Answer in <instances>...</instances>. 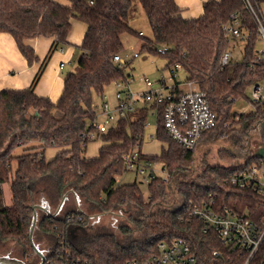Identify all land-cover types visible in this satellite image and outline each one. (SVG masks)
<instances>
[{
    "label": "trees",
    "instance_id": "obj_1",
    "mask_svg": "<svg viewBox=\"0 0 264 264\" xmlns=\"http://www.w3.org/2000/svg\"><path fill=\"white\" fill-rule=\"evenodd\" d=\"M248 1L263 14L264 0ZM246 2L206 0L200 15L185 17L177 0H0V32L14 37L29 65L41 59L28 39L53 38L29 87L0 90V239L32 248L33 206L42 199L40 202L46 200L54 211L70 191L79 197L81 209L65 208L55 217L41 215L37 225L42 232L58 235V242L65 239L76 254L90 258L94 264H134V260L141 264L159 252L161 242L177 237L188 240L200 261L223 264L232 250L216 232L204 231V224L190 216V206L203 205L215 197L220 205L246 212L264 224L262 196L228 181L235 171L260 160L252 149V137L257 134L264 141L261 110H234L235 102L246 96L247 88L264 79V58L256 48L258 21ZM137 3L146 14L151 35L131 24L136 18ZM235 14L248 34L244 55L242 60L223 64V54L232 38L224 25ZM75 19L86 23V32L78 45L76 66L66 74L63 91L53 101L37 94L35 86L53 52L70 43L68 37ZM127 33L142 39V50L158 52L159 47H166L161 53L166 65L180 63L187 78L207 93L218 114L219 126L204 133L199 145L216 136L229 138L239 154L228 148L220 149V153L232 165L211 164L204 159L201 166H196L197 148L188 149L172 137L161 110L156 137L165 146L161 154L144 153L141 145L146 104H139L128 118L102 133L104 143L97 156H86L87 144L94 139L89 135L97 132L99 110L95 96L105 98L111 84L129 82L130 74L125 69L130 62L114 60L126 49L123 36ZM18 147H22L21 154L15 153ZM50 147L58 151L48 159L46 150ZM134 148L139 149L141 158L161 162L168 174L167 180L161 176L149 180L148 198L138 182L118 183L117 177L125 171L123 155ZM239 157L245 162L240 163ZM4 183H9L8 202ZM123 210L134 212L129 213V225L121 227L125 239L112 231L88 229L92 213ZM134 230H142V237H131ZM216 250L220 256L214 255Z\"/></svg>",
    "mask_w": 264,
    "mask_h": 264
},
{
    "label": "built area",
    "instance_id": "obj_2",
    "mask_svg": "<svg viewBox=\"0 0 264 264\" xmlns=\"http://www.w3.org/2000/svg\"><path fill=\"white\" fill-rule=\"evenodd\" d=\"M94 0H90L93 3ZM246 6L255 15L258 21L259 41L264 44V14L247 0ZM241 20L237 14L233 20L224 25L230 37L245 40L248 34L241 27ZM166 47H159L158 52L164 53ZM264 58V50L258 52ZM140 56V51L133 52V58ZM233 59V53L227 49L222 57V63L227 64ZM114 60L121 64L131 62L128 54L119 53ZM171 72L176 77L178 69L183 68L180 63L172 65ZM149 89L132 92L128 83L115 82V104L110 106L106 101L101 106L102 120H97V132L89 136L94 138L108 132L121 119H126L129 113L143 103L155 108L158 115L162 111L164 124L172 137L188 149L197 148L203 134L219 126V117L213 109L207 93L196 82L187 78V81L169 83L166 78L160 79L158 84L148 77L143 78ZM252 95L249 99L250 110H261L264 121V86L261 80L251 85ZM98 118V117H97ZM239 118V116H237ZM125 170H135L147 175L150 179L161 176L165 180L168 174L165 166L157 167L158 161L150 158H141L138 148H134L123 155ZM228 181L240 189H251L259 193L264 200V158L244 166L231 174ZM190 216L204 224V231L216 232L232 250L233 254L223 264H264V224L260 225L249 217L248 213L234 210L220 205L215 197L203 205H191ZM70 218V217H69ZM73 217L72 219H74ZM81 218V217H80ZM79 218V219H80ZM63 232L59 237L63 236ZM220 256V251H214ZM134 264L138 261L134 260ZM45 264H94L93 261L74 252L70 244L61 239L47 252ZM141 264H206L192 252L187 239L177 237L170 242H161L159 252L141 262Z\"/></svg>",
    "mask_w": 264,
    "mask_h": 264
},
{
    "label": "rangeland",
    "instance_id": "obj_3",
    "mask_svg": "<svg viewBox=\"0 0 264 264\" xmlns=\"http://www.w3.org/2000/svg\"><path fill=\"white\" fill-rule=\"evenodd\" d=\"M194 1V0H193ZM262 12L264 14V3L261 4ZM192 10V7H191ZM189 8L185 9L184 16L188 15H194L189 17H195L200 14H195L196 10L191 11ZM75 22H78V24H82L84 26V22H81L80 20H76ZM132 26L137 28L138 30H141L147 35H151V27L148 22V19L146 17L145 12L143 11L142 7L139 3H137L136 8V18L132 20L131 22ZM74 30H79V26H75ZM75 37L73 38V40ZM123 41L125 43V51L123 52L124 55L128 54L131 62L130 66L126 67V73L130 74L129 77V87L132 90V92H140L145 91L149 89V87L144 82L143 78L148 77L151 80L155 81L156 84H158L157 81L162 79L163 77L168 80L169 83H175L176 81L185 82L187 81V72L184 68H179L177 72V76L174 77L173 73L171 72V68L173 66H167V60L166 58L158 52H150L148 50H142L141 44L142 39L140 37L134 36L130 33H127L123 36ZM244 43L245 40L231 38L230 44H229V50L233 53V59L238 61L242 60L244 55ZM62 47H73L75 50L74 58L72 60L68 59L65 60V67L64 69H60L61 75L65 77V75L69 72L74 70V67L77 63L78 59V53L79 49L76 44H64ZM256 48L260 51L264 50V44L261 41H258ZM62 48H58V52L61 51ZM140 51V56L133 58V52L134 51ZM261 84L264 86V79L261 80ZM105 98H102L101 96H95L94 102L98 106L99 110V116L98 121L102 120L101 114V106L104 101L109 103L110 106H113L115 104V93H116V87L114 84H111L108 89L105 92ZM252 91L251 86H249L246 90V96L243 98H240L237 102H235L234 110L238 113H248L250 112V103L249 99L251 98ZM143 104V103H141ZM147 105V115H146V128L145 132L142 138V145L141 149L146 154L151 155H158L162 153V150L165 146V144L159 140L156 137V130H157V115L154 113L155 108L151 107L150 104ZM103 136L102 134L95 135L94 139L91 140L87 144L86 148V156L87 157H95L98 155L100 147L103 145ZM252 149L254 153H257L261 147L264 146V141H262L261 136L255 134L252 137ZM222 148H228L232 152L239 154V149L230 141L229 138L224 136H216L214 139H208L205 141H202L200 145L197 147L196 152V158L195 163L196 166H201V162L205 159L208 163H220L223 165H232V162L229 161L226 157H224L220 153V149ZM57 149L54 147H50L46 150V156L47 158H51L52 156H55L57 153ZM56 152V153H55ZM16 154L22 153V147H18L15 150ZM240 163L245 162V158L239 157ZM16 161H14L13 165L16 166ZM162 166V163H158L157 167L160 168ZM118 183H132V182H138L140 186L142 187V190L144 192V195L146 198H148V182L150 178L147 175L141 174L139 172H136L135 170H125L121 175L117 177ZM4 191H5V199L6 202L10 199V190H9V183H4ZM68 195L66 198V201L63 206V211L68 208H74L78 207L77 200L75 196L68 191ZM172 197V196H171ZM42 200V199H41ZM43 203L46 200H43ZM76 200V201H75ZM80 203V200H79ZM82 203V202H81ZM55 204H53L52 208H55ZM61 210V211H62ZM39 211V218L41 215H44L45 212ZM94 211H91V213ZM90 213V214H91ZM129 213H134L132 210H123L119 211L118 213H112V214H101L100 216L95 215L94 217L90 218L88 229L90 230H107L112 231L117 234V236L121 239H125L121 227L125 225H129ZM93 214V213H92ZM100 214V213H99ZM131 237H142V230H134L132 231ZM58 235L53 233H45L42 232V230L39 229L38 225H36L34 230V241L39 246V248H46V252H49L51 248H53L57 242H58ZM74 242V241H73ZM72 242V243H73ZM75 243V242H74Z\"/></svg>",
    "mask_w": 264,
    "mask_h": 264
},
{
    "label": "crops",
    "instance_id": "obj_4",
    "mask_svg": "<svg viewBox=\"0 0 264 264\" xmlns=\"http://www.w3.org/2000/svg\"><path fill=\"white\" fill-rule=\"evenodd\" d=\"M204 1L206 0H177L178 4L184 9L183 14L185 13V9L189 8L191 10V7L192 10H196L195 14H201L203 12ZM189 16L194 15H188V17ZM76 20L78 19L73 20L68 40L70 43L78 46L83 41L87 25L85 22L84 26L82 24H78V22H75ZM75 26H79V30H74ZM74 37L75 39L73 40ZM27 42L35 48L41 59L39 62L31 65H29L27 59L19 50L14 37L10 33L0 32V90L5 88L22 89L29 87L42 64V60L49 52L53 43V38L43 36L28 39ZM61 51L62 52H58L57 49L53 52L41 75V78L35 86V92L37 94L47 96L53 101H56L60 97L64 88L66 75L65 77L62 76L60 69H64L66 64L65 60H72L75 54L73 47H62Z\"/></svg>",
    "mask_w": 264,
    "mask_h": 264
},
{
    "label": "water",
    "instance_id": "obj_5",
    "mask_svg": "<svg viewBox=\"0 0 264 264\" xmlns=\"http://www.w3.org/2000/svg\"><path fill=\"white\" fill-rule=\"evenodd\" d=\"M263 128H264V123H263ZM257 154L260 157L264 158V146L261 147L259 149V151L257 152ZM69 192H66L63 197L61 198L57 208L53 211L51 210V207L49 205V203L47 201H44L43 203H36L33 208H34V213H33V219H32V223H31V227H30V240H31V244L34 247V249L36 250V252L40 253L42 256V262L41 264H43L44 260H45V255H43L39 249L37 244L34 241V230L35 227L37 225L38 219H39V209L45 212L46 216L49 217H55L57 216L61 210L63 209L64 203L66 201L67 195ZM76 196V200L78 203V207L79 209H81L80 203H79V197L75 194ZM95 215L100 216L101 214L97 213V214H91V217H94ZM0 264H25L22 260L16 259V258H9L6 256L0 257Z\"/></svg>",
    "mask_w": 264,
    "mask_h": 264
},
{
    "label": "flooded vegetation",
    "instance_id": "obj_6",
    "mask_svg": "<svg viewBox=\"0 0 264 264\" xmlns=\"http://www.w3.org/2000/svg\"><path fill=\"white\" fill-rule=\"evenodd\" d=\"M38 249L43 255H45V260L43 262V264H45L47 259L46 248H39L38 246ZM3 256L22 260L25 264H41L42 262L41 254L36 252L33 246L32 248L29 246H23L15 240L5 241L0 239V257Z\"/></svg>",
    "mask_w": 264,
    "mask_h": 264
}]
</instances>
